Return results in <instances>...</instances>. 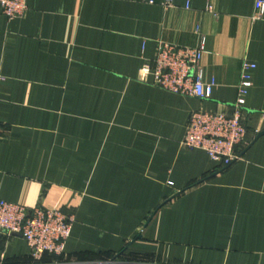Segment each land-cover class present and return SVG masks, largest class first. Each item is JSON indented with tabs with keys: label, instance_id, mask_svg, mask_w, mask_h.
<instances>
[{
	"label": "crops",
	"instance_id": "0c3cea01",
	"mask_svg": "<svg viewBox=\"0 0 264 264\" xmlns=\"http://www.w3.org/2000/svg\"><path fill=\"white\" fill-rule=\"evenodd\" d=\"M165 1L0 8V198L75 218L64 254L40 262L1 234V264H264V16L256 0ZM201 36L210 99L140 79L158 42ZM244 72L247 145L221 168L183 140L192 113H233Z\"/></svg>",
	"mask_w": 264,
	"mask_h": 264
},
{
	"label": "built area",
	"instance_id": "2783aa9c",
	"mask_svg": "<svg viewBox=\"0 0 264 264\" xmlns=\"http://www.w3.org/2000/svg\"><path fill=\"white\" fill-rule=\"evenodd\" d=\"M164 6H173V0H166ZM0 8L5 17L14 20L25 16L28 5L27 0H0ZM211 10L210 7L209 11ZM263 16L264 0H256L254 18L261 19ZM196 32H200L199 27ZM205 52L204 36H201L197 47H181L160 41L155 59L144 64L140 79L147 82L151 78V85L171 94L210 99L215 83H207L203 77L201 63ZM243 67L248 70L256 66L245 62ZM2 79L0 76V81ZM251 85V78L244 72L239 86V98L232 114L204 111L192 113L183 146L203 150L221 168L238 162L241 149L247 145L248 132L243 119V108ZM74 222V216L59 209L37 207L28 210L22 205L0 198V235L22 237L35 262H40L46 255L59 257L64 254Z\"/></svg>",
	"mask_w": 264,
	"mask_h": 264
},
{
	"label": "water",
	"instance_id": "95a60500",
	"mask_svg": "<svg viewBox=\"0 0 264 264\" xmlns=\"http://www.w3.org/2000/svg\"><path fill=\"white\" fill-rule=\"evenodd\" d=\"M262 135H264V132L260 133V134L258 135V138H259L260 136H262Z\"/></svg>",
	"mask_w": 264,
	"mask_h": 264
},
{
	"label": "rangeland",
	"instance_id": "374dc122",
	"mask_svg": "<svg viewBox=\"0 0 264 264\" xmlns=\"http://www.w3.org/2000/svg\"><path fill=\"white\" fill-rule=\"evenodd\" d=\"M187 149V148H186ZM190 150H192V149H190ZM60 210V209H59Z\"/></svg>",
	"mask_w": 264,
	"mask_h": 264
}]
</instances>
